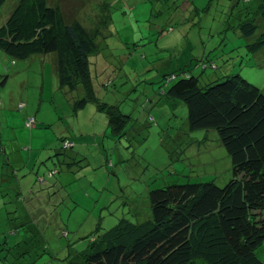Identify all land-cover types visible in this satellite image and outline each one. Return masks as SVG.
<instances>
[{
	"label": "rangeland",
	"instance_id": "rangeland-1",
	"mask_svg": "<svg viewBox=\"0 0 264 264\" xmlns=\"http://www.w3.org/2000/svg\"><path fill=\"white\" fill-rule=\"evenodd\" d=\"M18 1L0 8V26ZM48 1L95 29L96 95L133 121L127 135L114 136L97 102L77 105L81 85L60 84L51 54L13 62L0 49V264H80L97 229L151 217V189L232 178L216 130L186 129L175 142L188 109L163 95L173 83L166 74L186 69L206 84L240 72L264 91V53L249 51L254 38L237 29L258 0ZM209 61L218 68L203 69ZM27 116L37 125H26ZM62 137L75 145L64 148Z\"/></svg>",
	"mask_w": 264,
	"mask_h": 264
},
{
	"label": "trees",
	"instance_id": "trees-1",
	"mask_svg": "<svg viewBox=\"0 0 264 264\" xmlns=\"http://www.w3.org/2000/svg\"><path fill=\"white\" fill-rule=\"evenodd\" d=\"M230 1L233 7L242 0ZM258 1L254 12L253 6L245 7V17H253L237 29L254 38L247 43L249 51L264 53V0ZM6 2L0 0V8ZM96 35L78 19L66 20L61 7L48 0H19L0 26V49L13 62L34 54L54 56L60 84L81 85L86 92L77 105L97 102L113 135L122 137L131 128V114L118 104L100 102L94 89L89 57L99 49ZM202 67L218 68L215 61ZM179 73L165 75L166 83H173L163 91L188 109L185 130L178 129L175 142L186 129L216 130L231 158L232 178L222 186L188 181L151 189V217L140 222L123 217L104 232L97 229L80 264H264L259 256L264 243V91L240 72L206 84L186 69ZM62 141L64 148L75 145L68 138Z\"/></svg>",
	"mask_w": 264,
	"mask_h": 264
},
{
	"label": "crops",
	"instance_id": "crops-1",
	"mask_svg": "<svg viewBox=\"0 0 264 264\" xmlns=\"http://www.w3.org/2000/svg\"><path fill=\"white\" fill-rule=\"evenodd\" d=\"M52 58H54V56H52ZM53 64H54V70H55V73H56V75H57V72H56V65H55V63H54V59H53ZM58 76V75H57ZM22 105H24V104H22ZM31 117V116H30ZM21 192V191H20ZM264 244V243H263ZM264 253V246L262 245L261 247H260V249H259V255H261V254H263Z\"/></svg>",
	"mask_w": 264,
	"mask_h": 264
},
{
	"label": "built area",
	"instance_id": "built-area-1",
	"mask_svg": "<svg viewBox=\"0 0 264 264\" xmlns=\"http://www.w3.org/2000/svg\"><path fill=\"white\" fill-rule=\"evenodd\" d=\"M31 122H35V118L33 116L28 118L27 124L30 125Z\"/></svg>",
	"mask_w": 264,
	"mask_h": 264
}]
</instances>
